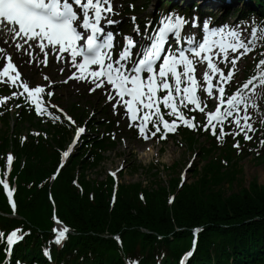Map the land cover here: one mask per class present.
<instances>
[{"label":"trees","instance_id":"trees-1","mask_svg":"<svg viewBox=\"0 0 264 264\" xmlns=\"http://www.w3.org/2000/svg\"><path fill=\"white\" fill-rule=\"evenodd\" d=\"M250 3L264 16V0ZM0 126L8 133V122ZM191 134L185 136L194 145ZM14 144L20 158L15 173L22 216L15 220L32 230L15 249L14 259L50 264L42 248L51 236L55 206L61 220L75 232L62 248H53L55 264H125L129 257L140 258V264H178L179 255L191 244L192 229L198 226L202 231L189 264H264V184L253 179L249 187L227 195L226 182L234 184L237 176L234 149L227 166L214 161L213 148L208 149L201 168L191 170L196 173L192 183L178 187V178H171L165 184L153 172L155 180L149 186L143 181L120 184L113 196L111 179H88L87 172L102 163L101 154L93 159L82 146L50 185L56 153L34 142L19 147L16 139L6 141L4 149ZM95 144L104 145L97 139ZM170 194L175 195L171 203ZM9 210L0 186V211ZM15 220H2L0 225L7 229L17 224ZM117 233L121 243L112 237ZM3 256L0 242V260Z\"/></svg>","mask_w":264,"mask_h":264},{"label":"snow or ice","instance_id":"snow-or-ice-1","mask_svg":"<svg viewBox=\"0 0 264 264\" xmlns=\"http://www.w3.org/2000/svg\"><path fill=\"white\" fill-rule=\"evenodd\" d=\"M110 14H114L112 0H0V32L8 29L17 37L23 34L27 37L25 43L30 41V48L39 47L45 57L48 54L70 53L73 66L79 69V78H91L95 88H104L114 107L122 104L131 113L133 121L138 119L141 109L144 110L140 123L135 126L139 129V137L145 141L167 139L168 133L176 131L178 121L198 130L195 116L186 115L182 108L204 114L206 122L200 124L199 129L210 131L213 136L222 139L229 134L226 127L234 126L236 131L231 134L243 133L246 140L252 139L248 134L254 131L248 114L251 99L248 92L256 91L257 76H252L231 95L226 93L225 85L232 81L237 61L256 43L257 27L251 28V38L245 41L240 39L242 33L236 29L212 28L206 20L202 25L205 34L197 38L194 34H185L186 25L192 22L174 14L165 16L156 33L149 35L147 42L138 50L134 51L136 41L128 36L120 52L114 55V35L106 32L101 23H115L108 19ZM132 19L135 20V17ZM226 36L231 37L227 42ZM170 37L176 38L174 47L168 46ZM16 47L20 50L19 45ZM229 50L238 55L230 59ZM6 57L7 63L0 69V83H11L22 90L13 91L11 97L0 98V103L23 97L25 103L30 102L38 114L47 113L53 121L59 120L54 112L47 111L41 96L45 87H30L27 82L20 81L21 73L12 62L11 55L6 54ZM220 63L231 64L227 74L219 67ZM197 65L205 67L202 82L195 75ZM257 67L260 69L259 85L264 88V59L259 60ZM10 70L15 73L14 76ZM95 88L90 91H95ZM198 91L205 94V99H201ZM53 94L47 93L48 96ZM208 99L217 101L214 110H207ZM161 104L169 110L168 115L176 119H165ZM16 106L20 107L19 104ZM68 120L71 121V117ZM149 123L152 124L151 129L147 127ZM84 131V128H78V134ZM235 147L239 148V144ZM67 155L68 152H64V156ZM11 159L9 156L8 160ZM0 184L11 198L13 190L9 189L8 183L0 180ZM12 207L15 209L14 202ZM68 231L67 227L54 229L55 243L60 244ZM23 238L22 229L12 230L6 238L5 233L0 231V242L7 246L6 254Z\"/></svg>","mask_w":264,"mask_h":264},{"label":"rangeland","instance_id":"rangeland-1","mask_svg":"<svg viewBox=\"0 0 264 264\" xmlns=\"http://www.w3.org/2000/svg\"><path fill=\"white\" fill-rule=\"evenodd\" d=\"M138 1L139 4L146 3L148 4V7L143 12H140L138 15H142L143 17H151L155 15L156 9L159 5L164 3V0H135ZM118 3L116 8L118 9V17L117 19L121 18L122 21H126L127 15L125 13L121 12V2L119 0H116ZM181 2V1H180ZM179 2V3H180ZM212 5L214 6L210 11H213L216 16H223L225 14H229V12H232V10L235 7H242L245 5V3H238L236 6H232V4H225V3H216V1L211 0ZM245 7V6H244ZM117 16V15H116ZM121 21V20H120ZM119 20L117 22H120ZM130 30L132 27L129 28ZM243 27L240 28V32L242 31ZM244 30V29H243ZM244 61L241 62L240 68H243ZM57 69H59L57 67ZM58 78L61 76L58 74ZM38 82H42L40 79V76L37 79ZM79 88H83V85H77V86H61L60 89L57 91V95L59 99V103L64 107H69L72 101H81L82 105L88 104L87 99H91L95 101L92 97L88 96L90 94V91L88 93L85 90L84 95H81L78 91ZM85 94H87V98H85ZM103 101V97L98 100L99 104ZM131 137V136H130ZM129 137V138H130ZM205 139L201 138L200 143H205ZM108 157L105 159L104 162H102L101 167L98 170H94L91 172H88L87 175L89 176H99L100 179H103L106 177L107 174H109L110 171H114L116 176L118 177L117 182L118 184H124V183H132V182H138L143 181L144 185L149 186L151 184L152 180H155L154 175L152 174L155 169H153V172H147L146 169L149 166H153L157 164L158 168V180H161L167 184L169 180L175 179L179 177L180 171H185L186 173V183L188 182H194L196 179L195 172H191L190 168H193L195 164L200 163L199 156L194 155L193 150L188 148L187 144H180L177 141H169L167 144L161 146L160 143L157 142H151V143H141L139 141L135 140H129L127 139L126 142H121L117 145L115 150H109L107 152ZM194 157L193 165L190 168H186L185 164L189 160V158ZM202 161V160H201ZM177 164V168L170 169V170H163V166L172 165L173 163ZM204 163H200L198 168H201ZM133 165H136V168H139L142 166L140 171H132L131 168ZM122 166V170H117L116 167ZM236 168H234L235 170ZM197 173L198 178L201 177L200 174ZM206 178V176H204ZM212 177L210 176V179ZM235 182L234 184H231L230 182H226V185L224 186V189L227 193V195L232 194L233 192H237L241 189V187H249L250 182L253 179H257L259 184H264V159L256 160L254 158L253 154H250L248 157H244L238 162V168H237V176H235Z\"/></svg>","mask_w":264,"mask_h":264},{"label":"bare ground","instance_id":"bare-ground-1","mask_svg":"<svg viewBox=\"0 0 264 264\" xmlns=\"http://www.w3.org/2000/svg\"><path fill=\"white\" fill-rule=\"evenodd\" d=\"M163 9L164 10H169V9H167L165 6H163ZM8 33V31L7 30H4L3 32H0V36H5L6 34ZM9 46H12V42L10 41L9 42ZM51 55H53V54H51ZM21 59V58H20ZM261 90V89H260ZM263 90V92H264V89H262Z\"/></svg>","mask_w":264,"mask_h":264}]
</instances>
